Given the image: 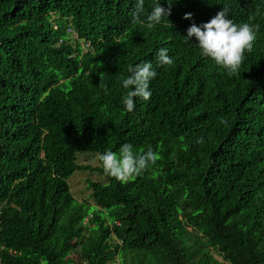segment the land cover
Masks as SVG:
<instances>
[{"label": "trees", "instance_id": "trees-1", "mask_svg": "<svg viewBox=\"0 0 264 264\" xmlns=\"http://www.w3.org/2000/svg\"><path fill=\"white\" fill-rule=\"evenodd\" d=\"M156 3L143 0L137 13L136 0H0V264H264V136L248 132L264 130V29L245 53L263 81L254 95L248 79L236 82L229 102L246 108L222 138L212 134L228 107L189 90L183 75L130 117L122 80L147 60L143 42L130 51L138 29H162L147 27ZM127 55L129 68L114 70ZM92 82L103 103L79 105ZM169 133L191 146L192 161L175 169ZM125 143L157 149L159 163L125 183L91 182V210L69 186L89 169L78 154H118Z\"/></svg>", "mask_w": 264, "mask_h": 264}, {"label": "clouds", "instance_id": "clouds-1", "mask_svg": "<svg viewBox=\"0 0 264 264\" xmlns=\"http://www.w3.org/2000/svg\"><path fill=\"white\" fill-rule=\"evenodd\" d=\"M166 2L169 5L172 4V0H166ZM136 10L137 13L143 11V0H136ZM148 12L147 27L160 25L162 29L147 36L144 28L140 27L137 31L135 45L130 51L137 49L142 42L145 49L159 50V68L154 69L153 64L146 61L129 69L130 75L122 80L124 88L122 110L131 117L137 107L151 104L155 91L168 85L186 66L187 63L181 60V55L184 54L187 57V62L197 57L199 60H205L206 64L197 66L195 61H192L187 68L190 71H193V67L198 68L195 78L182 74L184 78L182 85L188 86L193 92H204L210 103L221 101L228 107V111L223 113L224 126L218 127L217 131L212 134L222 138L223 128L236 124V112L246 108L244 100L242 104L236 106L232 105L231 101L229 102L233 90L237 87L236 82L248 79L253 94L263 81L258 73L248 74L250 69L245 62V53L247 55L252 51L260 31L264 29V0H198L193 4L179 3L175 6H163L161 0H157L156 5ZM68 34L77 39V34L70 30ZM84 46L90 47L89 44ZM189 51L190 53L187 54ZM116 63L121 64L122 68H128V55ZM179 86L180 83L174 86L170 93ZM91 87L93 91L78 96L79 105L97 106L103 103H99L98 94L93 95L94 82ZM114 101L118 102V100ZM197 127L204 134L205 125L198 124ZM248 132L251 137L257 136L255 133L258 136H264V130L260 129L257 123L248 128ZM168 145L171 168H177L183 161H192L189 157L190 151L187 149L191 146L185 143L182 134L178 133V137H175L169 133ZM117 149H119L118 154L108 149L98 152L86 151L94 154L93 158L98 159L99 164L96 166L91 163H80L81 158L86 159L87 157L78 156V166L89 168L83 172L97 173L105 178L104 182L87 179L89 189L91 182L106 184V175L125 183L140 176L148 167L151 168L153 166L151 163L158 164L160 160L159 151L152 147L145 151L142 150V154L135 153L133 146L128 143ZM99 167L103 169L102 174L90 171ZM77 171L80 169L75 172ZM89 191V197H91L93 190Z\"/></svg>", "mask_w": 264, "mask_h": 264}, {"label": "rangeland", "instance_id": "rangeland-1", "mask_svg": "<svg viewBox=\"0 0 264 264\" xmlns=\"http://www.w3.org/2000/svg\"><path fill=\"white\" fill-rule=\"evenodd\" d=\"M94 154L88 153V152H82L78 154V156H86L87 158H81L79 161L82 164H89L91 163L93 166L98 165V159L93 158ZM94 174V175H92ZM90 174L89 172H83V171H77L75 174L69 179V186L71 193L73 196L77 199L78 196H82L81 198L91 206V210L95 209L93 206L94 204L91 203L89 194H90V189L88 188L87 185V179H91L93 181H101L104 182L105 178L101 175H98L97 173H92ZM87 197V199H85ZM80 199V198H79ZM81 200V199H80ZM73 258L76 259V255H72Z\"/></svg>", "mask_w": 264, "mask_h": 264}, {"label": "water", "instance_id": "water-1", "mask_svg": "<svg viewBox=\"0 0 264 264\" xmlns=\"http://www.w3.org/2000/svg\"><path fill=\"white\" fill-rule=\"evenodd\" d=\"M256 51V48H255V46H253V49H252V51H251V53H254ZM158 53H159V50H157V49H155V48H146V51L143 53V54H145V56L147 57V60H145V61H141V62H139L138 63V65L139 64H142V63H144V62H151L152 64H153V68L154 69H157V68H159V66H158V63H159V61H158ZM190 53V51L187 53V54H189ZM192 61H195V64L198 66L199 64H206V61L205 60H199V59H197V57H194V58H192V60L191 61H189V62H187V64H186V66L183 68V70H181L180 72H179V74L178 75H182V74H185V75H188L190 78H195V72L197 71V67H193V71H190V69H188L187 67L189 66V65H191L192 64ZM137 64V63H136ZM171 66V65H170ZM118 67H120V68H122V66H121V64H119V63H116L115 64V66H114V70H117V68ZM129 68V67H128ZM185 68H187L186 69V71H184V69ZM252 72H254L253 70H249L248 71V74H250V73H252ZM128 74V73H127ZM126 74H121L120 76H125ZM130 75V72H129V74L127 75V76H129ZM199 83H201L199 80H197ZM259 82H261V81H259ZM262 83V82H261ZM253 95H254V93H253ZM253 100H254V98H253ZM242 104V103H241Z\"/></svg>", "mask_w": 264, "mask_h": 264}]
</instances>
